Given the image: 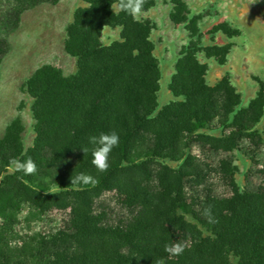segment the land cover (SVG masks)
I'll return each instance as SVG.
<instances>
[{"label":"rangeland","instance_id":"rangeland-1","mask_svg":"<svg viewBox=\"0 0 264 264\" xmlns=\"http://www.w3.org/2000/svg\"><path fill=\"white\" fill-rule=\"evenodd\" d=\"M77 1L41 4L25 11L8 36L9 50L0 65V140L11 124L18 123L23 153L35 139L34 101L27 81L44 66L55 67L66 78L77 72L75 60L60 53L65 30L58 18L60 11ZM152 1L154 6L147 11L151 19L142 12L138 20L156 26L150 40L161 73L157 101L166 98L171 74L189 46L199 51L201 64L216 62L206 58V48H227L225 74L214 78L206 72V85L214 87L226 78L246 100L213 126L183 135L176 156L150 165L149 182L127 175L105 180L97 189L98 197L62 190L50 180L42 193L20 187L14 171L1 172L0 264L11 256L20 257L22 264H106L111 244L132 257L148 256L152 251L144 238L148 217L166 211L178 192L188 204L185 219L205 237L215 230L203 215L206 208L213 216L227 201L237 213L255 207L264 211L257 196L264 189V99L259 101L264 87V0H180L189 12L188 21H195L194 36L187 23L171 22L176 0ZM222 28L237 34L227 36ZM119 33L117 27L103 29L102 44L118 41ZM250 98L254 100L248 102ZM162 107L157 102V110ZM100 218L104 222L98 224ZM239 263V257H229V264Z\"/></svg>","mask_w":264,"mask_h":264},{"label":"trees","instance_id":"trees-1","mask_svg":"<svg viewBox=\"0 0 264 264\" xmlns=\"http://www.w3.org/2000/svg\"><path fill=\"white\" fill-rule=\"evenodd\" d=\"M61 1L0 0V65L9 50L8 36L18 27L21 15L41 4L55 6ZM83 1L88 8L75 11L64 41L66 54L77 61V72L66 78L55 67L44 66L27 81V92L34 101L35 139L23 153L19 144L21 129L18 123L11 124L0 140V173L10 169L13 158L24 161L30 157L38 170L34 175L14 171L20 187L45 193L46 189L41 188L50 180L62 190L98 197L97 189L105 180L116 181L127 175L149 182L152 163L176 156L183 135L226 118L239 105L240 97L226 78L208 87L207 65L197 60L199 51L189 46L183 49L168 87L175 100L157 110L161 73L150 40L155 24L121 11L118 0ZM153 6L152 0H145L142 12ZM174 6L171 22L187 23L194 36L195 21H188L186 6L180 0ZM115 27L120 29L119 40L104 46L103 29ZM221 31L227 36L237 34L227 28ZM204 53L206 58L224 65L228 50L212 47ZM263 92L261 87L260 102ZM112 131L119 134V145L109 154L107 172L101 173L91 163L94 146L89 138ZM83 148L89 150L85 155ZM80 173L91 175L97 183L71 185V178ZM174 195L166 211L148 217L149 231L144 238L152 245L149 255L132 257L123 247L111 244L106 264H229L231 255L239 257V264H264L263 209L237 213L235 206L225 201L226 207L213 215L217 221L212 223L213 234L205 237L185 219L188 204L184 196L179 192ZM257 196L264 203V189ZM104 219L100 218L98 224ZM119 240L126 245L124 239ZM178 241L186 245L185 250L171 256L165 245ZM6 264L22 263L20 257L11 256Z\"/></svg>","mask_w":264,"mask_h":264},{"label":"clouds","instance_id":"clouds-1","mask_svg":"<svg viewBox=\"0 0 264 264\" xmlns=\"http://www.w3.org/2000/svg\"><path fill=\"white\" fill-rule=\"evenodd\" d=\"M145 0H118V7L121 11L131 15L134 19H139L142 14V8ZM119 134L115 131L109 133H100L99 136H91L89 143L94 147L92 149V165L101 173L107 172L109 168V154L115 147L119 145ZM84 155L89 151L88 148L82 149ZM10 170L23 172L25 175H34L37 172V165L30 157L24 161L13 158L9 162ZM95 184L97 181L88 174L80 173L74 178H71V185L79 184ZM203 215L209 223L217 221L212 216L211 208H206ZM185 244L182 242H174L165 245V251L171 256H179L185 250ZM163 264V262H161Z\"/></svg>","mask_w":264,"mask_h":264},{"label":"crops","instance_id":"crops-1","mask_svg":"<svg viewBox=\"0 0 264 264\" xmlns=\"http://www.w3.org/2000/svg\"><path fill=\"white\" fill-rule=\"evenodd\" d=\"M77 4H75V6H68L67 7V9H65V10H62V11H60V13H59V20L61 21V23L63 22V27H64V30H65V38H64V40L66 39V37H67V33H66V30H67V28H68V26L72 23V21H73V17H74V13H75V11L77 10V9H79V8H87L88 7V5L86 4V3H84L83 2V0H79V1H77L76 2ZM77 5V6H76ZM147 13V16H149V14H148V12H146ZM145 13V14H146ZM147 18V17H146ZM149 18L151 19V17L149 16ZM64 40L62 41V43H61V45H60V53L62 54V55H65V56H67L68 58H70V59H72V60H75V62H76V64H77V61H76V59H73V58H71L70 56H68L67 54H66V52H65V50H64ZM206 64H207V66H208V71H207V73H211V74H213V76H214V78H219L220 77V75L221 74H225V72L223 73V71H222V68H224L225 67V65H219L217 62H214L212 59L211 60H206V62H205ZM76 68H77V66H76ZM76 72V70H74L73 71V74ZM175 73H176V70H174V72L171 74V78L175 75ZM236 93L237 94H240L241 95V92H238V91H236ZM167 96H166V98H164V100L162 101V99H161V101H160V98L158 99V101L157 102H159L160 104H161V107L162 106H166V105H168V104H170L171 102H173L174 101V98H173V96H172V94L168 91L167 92V94H166ZM241 102H243L244 100H246L245 98H243L242 96H241ZM251 100H254V98H250L249 100H248V102H250Z\"/></svg>","mask_w":264,"mask_h":264}]
</instances>
